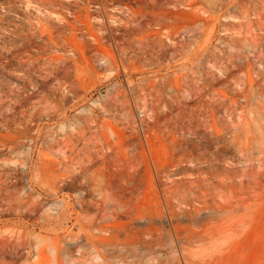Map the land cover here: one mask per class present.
I'll return each instance as SVG.
<instances>
[{
    "label": "rangeland",
    "instance_id": "obj_1",
    "mask_svg": "<svg viewBox=\"0 0 264 264\" xmlns=\"http://www.w3.org/2000/svg\"><path fill=\"white\" fill-rule=\"evenodd\" d=\"M0 264H264V0H0Z\"/></svg>",
    "mask_w": 264,
    "mask_h": 264
}]
</instances>
